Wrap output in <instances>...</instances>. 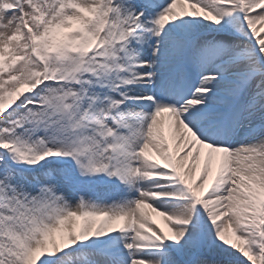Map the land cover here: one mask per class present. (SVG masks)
I'll list each match as a JSON object with an SVG mask.
<instances>
[{
	"label": "snow or ice",
	"instance_id": "6c2138e0",
	"mask_svg": "<svg viewBox=\"0 0 264 264\" xmlns=\"http://www.w3.org/2000/svg\"><path fill=\"white\" fill-rule=\"evenodd\" d=\"M0 264H264V0H0Z\"/></svg>",
	"mask_w": 264,
	"mask_h": 264
}]
</instances>
